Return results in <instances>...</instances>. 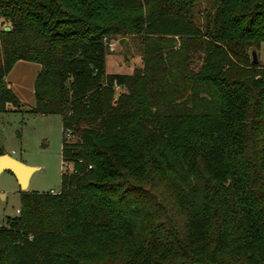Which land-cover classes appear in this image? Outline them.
<instances>
[{"label":"trees","instance_id":"obj_1","mask_svg":"<svg viewBox=\"0 0 264 264\" xmlns=\"http://www.w3.org/2000/svg\"><path fill=\"white\" fill-rule=\"evenodd\" d=\"M125 37L140 67L106 74ZM262 44L264 0H0V113L38 65L29 111L59 115L72 165L20 192L0 264H264Z\"/></svg>","mask_w":264,"mask_h":264},{"label":"rangeland","instance_id":"obj_2","mask_svg":"<svg viewBox=\"0 0 264 264\" xmlns=\"http://www.w3.org/2000/svg\"><path fill=\"white\" fill-rule=\"evenodd\" d=\"M201 10L204 5L201 4ZM108 54L104 58L106 74H131L140 67L141 45L133 37L114 38L107 42ZM258 64L264 68V44L256 51ZM197 66V63H194ZM38 65L16 62L5 77V82L19 100L15 110L8 106L0 113V152L28 167L35 168L28 179L27 193L59 191L61 124L56 114L39 115L29 111L33 105L32 84ZM121 89L115 90L114 96ZM66 168H63V170ZM20 190L13 176L0 173V226L5 218L16 215L20 205Z\"/></svg>","mask_w":264,"mask_h":264},{"label":"water","instance_id":"obj_3","mask_svg":"<svg viewBox=\"0 0 264 264\" xmlns=\"http://www.w3.org/2000/svg\"><path fill=\"white\" fill-rule=\"evenodd\" d=\"M4 31H8V28H4ZM248 54L249 63L251 65H256L258 63L256 52L254 50H250ZM34 170L35 168L25 166L20 161L13 159L6 154L0 155V173H10L15 179L21 192L26 191L28 179Z\"/></svg>","mask_w":264,"mask_h":264},{"label":"built area","instance_id":"obj_4","mask_svg":"<svg viewBox=\"0 0 264 264\" xmlns=\"http://www.w3.org/2000/svg\"><path fill=\"white\" fill-rule=\"evenodd\" d=\"M116 89H117V87L114 86V90H116ZM64 136H65V137H68V136H69L68 131H65V132H64ZM61 167L66 168V169H64V170H63V168H62V172H63V173H71V172H72V165H71L70 163L61 162ZM88 168H89V167H88ZM48 194H49V195H54V194H57V192L49 191ZM15 213H16V215H17V214H18V210H16Z\"/></svg>","mask_w":264,"mask_h":264},{"label":"crops","instance_id":"obj_5","mask_svg":"<svg viewBox=\"0 0 264 264\" xmlns=\"http://www.w3.org/2000/svg\"><path fill=\"white\" fill-rule=\"evenodd\" d=\"M7 155V154H6ZM9 156V155H8ZM12 158V157H11ZM14 159V158H13Z\"/></svg>","mask_w":264,"mask_h":264}]
</instances>
